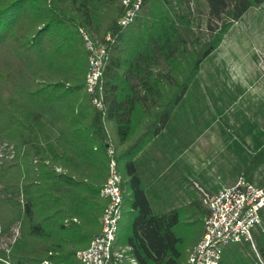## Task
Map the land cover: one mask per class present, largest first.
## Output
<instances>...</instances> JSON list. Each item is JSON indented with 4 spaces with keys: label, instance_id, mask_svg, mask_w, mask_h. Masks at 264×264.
Masks as SVG:
<instances>
[{
    "label": "trees",
    "instance_id": "16d2710c",
    "mask_svg": "<svg viewBox=\"0 0 264 264\" xmlns=\"http://www.w3.org/2000/svg\"><path fill=\"white\" fill-rule=\"evenodd\" d=\"M263 1L206 0L201 32L191 0H143L126 24L122 0H0V231L19 228L8 248L0 247V264L77 262V251L101 230L107 200L100 190L111 159L119 172L123 160L133 165L231 23ZM83 32L106 47L97 91L103 109L87 89ZM262 158L264 144L244 175ZM136 198L124 244L138 264H187L204 230L205 205L194 200L153 213ZM185 211L197 227L190 246L185 237L195 236L179 233ZM261 217L254 246L229 243L219 264H254L256 252L264 258V209Z\"/></svg>",
    "mask_w": 264,
    "mask_h": 264
},
{
    "label": "crops",
    "instance_id": "0c3cea01",
    "mask_svg": "<svg viewBox=\"0 0 264 264\" xmlns=\"http://www.w3.org/2000/svg\"><path fill=\"white\" fill-rule=\"evenodd\" d=\"M231 92H234L233 96L227 97L221 105L214 102L218 96L213 98L209 95L213 101L214 115L206 117L205 121L227 122L228 127L224 125L228 128L226 130L239 137L253 155L264 144V86H238V89ZM217 105L219 107L215 109ZM173 113L163 128L133 156L132 166L128 167L124 160L122 162L120 174L125 197L122 200L123 215L118 230L120 244L125 245L124 234L133 219L135 196L138 202L148 205L153 213L188 206L194 200L204 204L200 188L213 192L233 184L249 163L231 170L232 160L228 161L226 154L227 151L234 153V150L229 148L226 151L223 145L217 146L220 145L217 129L209 133L201 132L199 124L197 126L192 123L193 126H189L180 120L177 122L172 117ZM212 118L215 120L212 121ZM193 121L196 123V120ZM201 124H204V120H201ZM236 126L241 129L240 133ZM189 137H192L191 142ZM187 213L185 211L181 216L179 233L195 236L192 239L185 237L188 242L186 245L190 246L195 243L197 227L189 223L194 217Z\"/></svg>",
    "mask_w": 264,
    "mask_h": 264
},
{
    "label": "built area",
    "instance_id": "2783aa9c",
    "mask_svg": "<svg viewBox=\"0 0 264 264\" xmlns=\"http://www.w3.org/2000/svg\"><path fill=\"white\" fill-rule=\"evenodd\" d=\"M127 6L121 17L126 24L132 21L143 0H122ZM85 48L88 53L87 89L93 93V102L103 109L102 94L98 88L103 71L106 47L101 42H94L83 32ZM112 149L109 148V153ZM101 196L107 203L100 216L101 230L89 245L77 251L74 264H138L137 258L129 252L130 247L118 242V230L123 215L121 175L115 158L110 161L108 177L101 187ZM207 210L203 216L204 230L191 248L187 264H219L225 247L234 241L243 239L253 242V229L261 223L264 209V188L256 185L241 175L228 186L213 192H206L202 197ZM254 264H264V258L258 253ZM40 264L54 263L44 259Z\"/></svg>",
    "mask_w": 264,
    "mask_h": 264
},
{
    "label": "rangeland",
    "instance_id": "374dc122",
    "mask_svg": "<svg viewBox=\"0 0 264 264\" xmlns=\"http://www.w3.org/2000/svg\"><path fill=\"white\" fill-rule=\"evenodd\" d=\"M191 6L194 10V24L199 31L204 32L209 21L207 2L191 0ZM238 86H264V1L250 7L240 18L231 23L219 46L202 61L199 72L172 116L174 120H180L189 126L199 124L198 129L200 130L201 127V132L209 133L217 129L220 142L217 146L223 145L226 151L229 148L234 150L235 154L225 151L228 161L232 160L231 170L249 162L252 154L239 137L234 136L232 131L226 130L227 122H206L205 118L214 115L213 101L209 95L213 98L218 96L214 102L221 105L223 101L233 96L234 92L231 91L238 89ZM193 120H196V123ZM201 120H204V124H201ZM214 120L212 118V121ZM236 128L240 133L241 129L238 126ZM192 129L196 130L195 127ZM189 134L192 136L191 132ZM191 138L189 137L190 142ZM221 155L224 156L223 153ZM241 175L244 173L241 172L239 176ZM244 176L252 177L256 185L264 188V158L258 162L254 170ZM199 192L202 198L204 193L209 191L200 188ZM18 234L17 226L13 227L12 234L0 231V247L8 248L9 242ZM258 253L256 252V255Z\"/></svg>",
    "mask_w": 264,
    "mask_h": 264
}]
</instances>
